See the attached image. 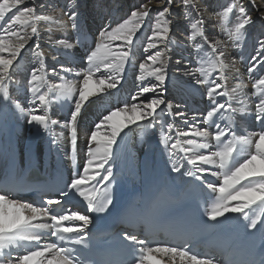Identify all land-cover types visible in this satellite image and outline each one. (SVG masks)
Here are the masks:
<instances>
[{
	"label": "snow or ice",
	"instance_id": "1",
	"mask_svg": "<svg viewBox=\"0 0 264 264\" xmlns=\"http://www.w3.org/2000/svg\"><path fill=\"white\" fill-rule=\"evenodd\" d=\"M252 2L255 4V0ZM23 3L24 0H0V21H4L3 26H0V114L14 109L15 113L24 117L26 123L33 125L42 135L50 134L55 130L52 126L59 125L68 130L74 150L78 139V118L90 98L99 96L100 99L93 103L107 107L108 110L95 122L93 129L85 133L87 151L82 170L74 171L67 180L58 171L56 179L39 190V202L17 198L15 194L20 190L18 183L11 180L0 182V264H101L92 259L91 233L88 229L93 218L86 213H107L113 205L112 184L116 180L113 165L118 159L117 153L121 146L130 138L125 129L147 135L157 125L159 143L163 145V151L171 161V172L198 180L209 190L211 204L205 207L204 212L207 219L216 222L228 213H239L245 222V230L260 232L259 249H254L251 258L239 264H264V220L261 219L264 212L257 214L255 211H245L256 205L258 200L259 207L264 209V78H259L254 84L259 93L254 112H245L248 102L244 97L239 100V109L233 107L232 93L245 85L241 80L231 93L227 90L224 71L229 67L227 45L219 38L209 39L206 35L204 15L196 7L194 0H180V3L186 10V19L192 16V11L198 17L190 19L187 39L194 42L192 47L199 66L189 68L183 75L193 77L191 86L194 89L207 85L206 97L210 101V107L206 113H194L190 117L186 112H176L173 122L166 121L167 116H172L173 104L164 98L166 81L169 80L168 53L173 48L179 49L182 46L170 35L173 21L168 17L172 15V0H167L168 7L155 13L147 22L150 35L146 38L143 51H157L147 55L138 65L135 77L138 90L131 96L132 102H124L114 108L108 107L110 100L116 95L112 90L117 89L124 79L126 66L129 69L136 67L134 38L138 40L137 32L145 27L146 18L151 11L150 0L133 10L127 19L99 32L94 47L83 57L86 68L78 69L66 64H61L59 71L53 68L50 75L58 77V83L46 81L49 72L44 62L45 53L40 45L42 37L38 25L41 21L55 23L65 30L70 28L75 33L72 40L60 38L53 41L51 35L48 36V42L57 48L58 55H63L68 64H71L75 55L73 49L77 45L85 46L89 35L78 19V10H73L78 8V0H69L68 10L63 11L62 16L43 14L40 9L45 4H38L37 0H32L30 6L21 10L19 6ZM234 12L237 22L234 29L228 28L227 32L242 45L246 38V26L253 23V18L241 0H229V4L219 14L227 20L229 14ZM8 13L12 15L5 21ZM14 26H19V30ZM48 31L51 32V29ZM33 37L36 42L21 58L22 50ZM198 37L201 38L199 42ZM117 41L118 44L115 43ZM262 52L264 39H259L256 55L252 57V66L248 68L249 74L256 70V63H264ZM29 56L36 61V66L30 70L26 90L31 95L28 106H24L10 95L9 86L13 85L14 76L20 68L18 58L23 63ZM53 59L56 57L53 56ZM175 63L180 64L181 60L177 59ZM230 63L234 67L235 59ZM102 70L104 75L97 76ZM213 72L218 75L210 80ZM149 77L154 82L144 83ZM45 84L46 90H42ZM14 86L17 89L20 87ZM148 93L153 95L146 101L136 102ZM219 97L225 99L220 101ZM57 101L61 102V107L67 106L70 109L69 116L64 121L50 115V108ZM176 107L179 108L180 105ZM238 111L242 115L254 116L261 130L237 135L233 130L232 118ZM198 115L202 119H198ZM120 117L123 120L118 122ZM175 117L183 118L182 123L188 125L187 129L177 127ZM201 124L207 127H201ZM133 125L135 127L131 128ZM121 133L124 135L121 136ZM180 137L189 139L182 143ZM57 139L51 137L49 149ZM177 153L182 155L178 156ZM182 168L185 171L182 172ZM13 172L14 163L8 167V174ZM205 173L215 177L219 184L203 179ZM101 188L103 195H98ZM45 195L47 199H43ZM77 197L82 198V201ZM81 202H86L85 214L78 210ZM216 226L215 223L211 225ZM50 237H55V242H47ZM122 240L130 259L107 260L103 264H153V259L159 254L168 256L172 264H225L223 259L210 253H197L191 236H185L181 244L171 246H152L150 241L135 233L123 234Z\"/></svg>",
	"mask_w": 264,
	"mask_h": 264
},
{
	"label": "bare ground",
	"instance_id": "2",
	"mask_svg": "<svg viewBox=\"0 0 264 264\" xmlns=\"http://www.w3.org/2000/svg\"><path fill=\"white\" fill-rule=\"evenodd\" d=\"M55 1V10L53 13H51V15H57L56 5H59L60 3L65 4V11L68 10L69 0ZM156 1L158 0H150L149 7L151 11L149 17L146 18L145 27H142L140 31L137 32V37L139 39L137 40L136 38H134L133 54L136 59V67L129 69L126 66L124 79L121 81L120 85H118L117 89L112 90L116 93V95L110 100L108 107L114 108L122 105L124 102H132L131 96L138 90L137 81L135 79L138 73V65L144 60L147 55L157 51V49H151L148 53H145L143 51V46L146 42V38L148 35H150V29L147 27V22L152 19L155 13L162 11L165 7H168L167 0H163V2H160L159 4H155ZM226 1L228 2L229 0ZM31 2L32 0H24V3L19 7L26 8L30 6ZM241 2L244 4V7L246 8L248 14H250L253 18V23L246 26V38L242 45L236 42L234 38L230 37L227 32V29L232 28V25L234 26L237 22L235 12L230 14V22L222 26H216L213 22L212 12L217 9V6H219V4L214 3L212 5L210 0H194L196 7L199 8L204 15V28L206 35L209 37V39L219 38L223 40L227 45V62L229 63V67L224 70L226 77L225 85L227 90L231 93V90L241 80L245 85V87L238 89L236 93H232L234 97L232 101L233 107L239 109L241 107V105L239 104V100L241 99V97H244L248 102V108L245 109V112H254V104L259 97V93L255 89L254 84L259 78H264V63H256V70L251 74H249L248 68L252 66V57L256 55L255 50L257 48V41L259 39H264V19H262L264 18V14L259 13L260 10L264 9V7L262 8V6H264V0H255V4H253L252 0H241ZM37 3L41 4L40 0H37ZM47 3L48 0H45L42 4ZM145 3H147L146 0H78V8L73 10H78V19L81 21L89 35L85 46L77 45V47L73 49L75 55L72 59L85 56L89 51V47H94L95 43L97 42L98 34L102 29H104L105 27H111L117 21L122 22L124 19H127L128 15L131 14L133 10L138 9L141 4ZM175 4H181L180 0H172V15L168 17V19H171L173 21L171 25L172 31L170 35L175 39L177 44L182 46V48H173L172 51L168 53L170 57L168 67L169 80L166 81L167 90L165 92V95L168 92V88L172 89V87H174L178 90L176 92L177 105L194 106V102L199 101L202 103V105L209 108L210 101L206 97L207 85L202 87L198 86L194 89L191 86L193 77L183 75V72L186 71V69H189L191 67H198L199 64L195 54V49L192 47V51L189 54V50H187L182 45L185 43H189V40L187 39L188 36L186 34L189 35L190 30H187L185 27L178 24L186 23L188 25L190 23V19L198 17L196 12L192 11V16L186 19V10L184 6L183 9L178 10L175 8ZM223 4L225 3H222V5ZM40 11L43 14H47L50 10H47V7H44L43 9H40ZM11 15L12 13H8L5 17V21H7L8 17H10ZM64 19H67V17H64ZM3 24L4 21H0V26H3ZM38 27L41 30V39H47L45 57L51 59L53 58V56H55V60H64L65 58L63 55H58L57 48L53 47L48 42V36L51 35L53 41L60 38L72 40L75 37V33L70 28L65 30L55 23L49 25V23H45L43 21L39 23ZM14 28L19 30V26H14ZM49 28L51 29V32L46 33L45 31ZM58 29L63 33L58 32ZM200 39L201 38L198 37L197 42H199ZM35 42L36 38L33 37L32 40L28 42L26 47H28L29 49V46ZM115 43L118 44L119 42L117 41ZM192 43L194 42H191L190 44L192 45ZM206 47L207 46H205V48ZM60 51L63 50L61 49ZM23 52L25 51L22 50L21 54ZM172 54H176V60H181L180 64H176L175 61L172 60ZM261 57H264V52L261 53ZM233 59H235L236 61L234 67L230 63ZM257 59L259 60L260 57H258ZM35 66L36 65H31L25 68L22 73L14 77L13 85L9 86L10 95L24 106H28L29 103L31 94L26 90L27 81L29 79L31 68ZM69 66L78 68V66H75L73 64H70ZM13 67L15 68L16 65H14ZM20 67L23 68L24 66L20 64ZM236 69H239L238 73L236 72ZM50 73L51 72H49V75L46 77V81L49 83H58V77H53L50 75ZM102 75H104L103 70L100 73H97V76ZM216 75H218V73L213 72L210 80L212 78H215ZM149 82H154L153 78L149 77L144 83ZM14 85H19V89H17V87H15ZM46 87L47 85L45 84L42 90H46ZM146 97H149V93L146 94ZM98 99H100L99 96L91 97L88 104L85 105V109L82 110L81 116L78 118V139L74 150L70 144L68 130L62 129V127L59 125L52 126L55 130L50 134L42 135L33 125L26 123L24 117H20L18 113H15L14 109H11L4 114H0V176L1 174H5L7 172L9 162V141L15 143L18 146V155L15 158L20 167L26 166L30 168L37 166V168L39 169V165H36L34 161H32V159H35L36 161L40 162L41 165H43L46 160L47 152L49 151V154L54 157L51 167H54L56 165L55 157L59 156L63 160L64 166L69 171H71V158L76 159L79 166V171H81L85 162V152L87 151V140L85 138V133L90 132L93 129L95 122H97L101 115L105 114L108 110L107 107H103L100 104L93 103L94 100ZM224 99L225 97H219L220 101H223ZM178 101H180V104L178 103ZM161 107L163 108L164 106ZM69 112V107H61V102L59 101H57L50 108V115L53 118L61 121H64L68 118ZM244 116L245 120H241L240 117L235 116V113L233 114V130L237 133V135H245L248 132L261 130L260 125L256 123L254 116ZM173 117V114L172 116H167L166 121L173 122ZM198 119H202V116L198 115ZM122 120L123 117H120L118 122ZM249 121H252V126L249 124ZM146 122L147 121H144V123ZM174 123L177 125V127H180L182 129H187L188 127V125L182 123V120H178L176 118H174ZM200 126L207 127V125L204 124H201ZM130 127L134 128L135 125ZM158 129L159 125L149 130L147 135L139 132L132 133L130 132L129 128L125 129V132H129L130 138L128 139V142L126 144L121 146V150L117 153L118 159L115 165H113V171L115 174H125L131 182L132 190L136 189V185L139 180H141V182L144 184L148 177H161L164 171H166L169 175V177L166 178L167 181L173 180L176 183L182 184L187 178L186 175H180L171 172V161L169 160L167 153L163 151V145L159 143ZM210 131H215V129H210ZM153 133H155V135H153ZM123 135L124 133H121V136ZM174 135L175 134L173 133V136ZM51 137H57L58 139L57 142L55 144H52L51 148L49 149V140L51 139ZM179 139L183 143V141L189 138L180 137ZM177 155L180 156L182 154L177 153ZM187 167L188 166L185 163V168ZM183 171H185L184 168H182V172ZM202 178L211 180L217 185L219 184V181H217L215 177L208 176L206 173ZM190 179L192 181L195 180L193 178ZM88 187L90 188L91 185H89ZM203 188L207 197V206H210L211 200L209 190L204 187V185ZM27 198L31 197L24 196L21 200L25 201ZM77 199L82 201V198L77 197ZM259 203L260 202L258 200L256 205H252L250 208L245 209V211L249 213L255 211L257 214L263 212V209L259 207ZM78 210L82 214H85L86 202H81L78 206ZM226 215H230V217L233 218L234 225L238 221L243 220L242 215L239 213H228ZM244 223L245 222H243L242 226H244ZM47 242H49V239L47 240ZM229 263V261L225 262V264ZM153 264H172V262L168 256L159 254L153 259Z\"/></svg>",
	"mask_w": 264,
	"mask_h": 264
},
{
	"label": "rangeland",
	"instance_id": "3",
	"mask_svg": "<svg viewBox=\"0 0 264 264\" xmlns=\"http://www.w3.org/2000/svg\"><path fill=\"white\" fill-rule=\"evenodd\" d=\"M45 0H40V3H43ZM147 1V3H149V0H146ZM56 1L55 0H48V3L47 4H45V7H47V10H50L48 13H47V15H51V13H53L54 12V7L53 6H55V3ZM161 2V0H158V1H156L155 2V4H159ZM210 2L212 3V5L214 4V3H218L219 4V6H217V9L216 10H214L213 12H212V18H213V22H214V24L216 25V26H222V25H224V24H227L228 22H230V14H229V18L227 19V20H225L224 19V17L222 16V15H220L219 13H220V10L222 9V8H225L226 7V5H228L229 4V1L227 2L226 0H210ZM260 2V1H259ZM55 3V4H54ZM222 3H225V4H223L222 5ZM57 6V15L56 16H61V15H63V11H65L66 10V7H65V4H63V3H60L59 5H56ZM264 6H262V8H263ZM175 8L176 9H178V10H181V9H183V5L182 4H175ZM20 9L22 10L23 8L22 7H20ZM155 9H157V8H155ZM15 10V9H14ZM89 13V12H88ZM259 13H261V14H264V9L263 10H260L259 11ZM53 16H55L54 14H53ZM128 17H130V14L128 15ZM105 23H106V21H105ZM118 23H120V21H117L116 23H114L111 27H114L116 24H118ZM50 24H52V23H49V25ZM178 25H181V26H183V27H185L187 30H190V28L188 27V25L186 24V23H182V24H178ZM232 28H234V26L232 25ZM58 32H61V33H63L61 30H57ZM46 33H48L49 31L48 30H46L45 31ZM73 34V33H72ZM187 36H188V34H186ZM185 35V36H186ZM46 43H47V39L46 38H43V39H41L40 40V45H41V48L43 49V51H44V53H45V50H46ZM191 42L189 41V43H185V44H182L183 45V47H185L187 50H189V54H190V52L192 51V45L190 44ZM33 44L34 43H32L30 46H29V48H31L32 46H33ZM92 48V46H90L89 47V50ZM28 50V47H26L25 49H24V51L26 52ZM256 51V50H255ZM25 52H23L22 54H21V58H23L24 56H25ZM84 57V56H83ZM83 57H79V58H76V59H72V63L71 64H73V65H75V66H78V68H86L87 67V65H86V63H85V61H84V59H83ZM21 58H18V60H17V63H19V64H21V65H23L24 67L23 68H19L18 70H17V72H16V74H15V76L14 77H16V76H18L20 73H22V71L25 69V68H27L28 66H31V65H36V61L35 60H33L32 58H31V56H29L28 58H26V59H24L23 60V63H21ZM172 60L173 61H176V54H172ZM45 64H46V69H47V71H49V72H51V70L53 69V68H55L57 71H59V69H60V65L61 64H66L67 66H69L70 64H68V62L64 59V60H55V59H53V58H47V57H45ZM15 65V64H14ZM191 68H195V67H191ZM186 70H188V69H186ZM197 75H198V73H197ZM178 90L176 89V88H174V87H172V89L171 88H168V92H167V94L164 96V98H165V100L166 101H168V102H171L172 104H173V109H172V114H173V116H174V114L176 113V112H181V111H183V112H186V113H188L189 114V117L192 115V114H194V113H196V114H203V113H206V111H207V109H208V107H205L204 105H202V103L201 102H199V101H195L194 102V106H187V105H184V106H180L179 108H177L175 105H177V102H176V100H177V94H176V92H177ZM153 94L152 93H149V97H151ZM148 99V97H146V94H145V96H142L141 97V99H139L137 102H140V101H146ZM178 103L180 104V101H178ZM183 105V104H182ZM199 116H201V115H199ZM235 116L236 117H240L241 118V120H245V116L244 115H242L239 111L238 112H236L235 113ZM176 119H178V120H182L183 118H181V117H175ZM147 123V122H146ZM249 124L252 126V121H249ZM13 139V138H12Z\"/></svg>",
	"mask_w": 264,
	"mask_h": 264
}]
</instances>
